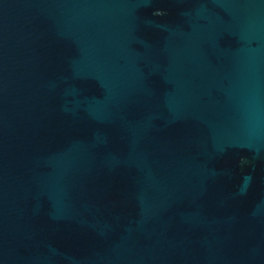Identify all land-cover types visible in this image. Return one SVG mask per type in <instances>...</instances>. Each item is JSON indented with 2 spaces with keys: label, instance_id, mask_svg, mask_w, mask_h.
<instances>
[{
  "label": "water",
  "instance_id": "obj_1",
  "mask_svg": "<svg viewBox=\"0 0 264 264\" xmlns=\"http://www.w3.org/2000/svg\"><path fill=\"white\" fill-rule=\"evenodd\" d=\"M0 264H264V0H0Z\"/></svg>",
  "mask_w": 264,
  "mask_h": 264
}]
</instances>
